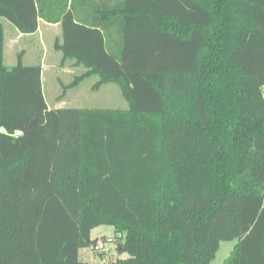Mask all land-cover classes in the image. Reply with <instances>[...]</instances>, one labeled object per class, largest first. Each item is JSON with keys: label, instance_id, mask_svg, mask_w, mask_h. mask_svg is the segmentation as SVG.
Wrapping results in <instances>:
<instances>
[{"label": "trees", "instance_id": "obj_1", "mask_svg": "<svg viewBox=\"0 0 264 264\" xmlns=\"http://www.w3.org/2000/svg\"><path fill=\"white\" fill-rule=\"evenodd\" d=\"M0 18L59 23L85 68L68 87L96 75L128 103L49 107L0 21V264H89L102 224L113 264H211L223 240L222 264H264V0H0Z\"/></svg>", "mask_w": 264, "mask_h": 264}, {"label": "rangeland", "instance_id": "obj_2", "mask_svg": "<svg viewBox=\"0 0 264 264\" xmlns=\"http://www.w3.org/2000/svg\"><path fill=\"white\" fill-rule=\"evenodd\" d=\"M4 26L3 62L5 65H15L20 58L24 64L35 63L34 57L42 49L47 54L45 58V71L43 77L44 96L51 107H100V108H121L126 109L128 103L122 96L120 89L114 83H107L94 89L93 84L98 80L96 75L84 78L78 85L68 87L76 76L85 72L82 65H73L72 59H66L63 64L62 53L54 47L56 39H61L60 29L51 30L41 25L43 43H39V34L24 37L17 42H9L8 26H14L5 18H0ZM42 24V23H41ZM13 26V27H12ZM39 62V60H38ZM66 86V87H65ZM76 87V88H75ZM264 89V88H263ZM91 238H97L101 249L92 247L79 249V259L89 264H113L117 257H126V253H118L116 250V239L112 242H104L102 236L115 238L114 228L111 225H99L91 230ZM102 240V241H101ZM235 240H223L211 264H222L224 258L229 254ZM103 252V255H100Z\"/></svg>", "mask_w": 264, "mask_h": 264}, {"label": "crops", "instance_id": "obj_3", "mask_svg": "<svg viewBox=\"0 0 264 264\" xmlns=\"http://www.w3.org/2000/svg\"><path fill=\"white\" fill-rule=\"evenodd\" d=\"M41 25H44L45 27H47L48 29H51V30L54 29V30L57 31L58 29H60V31H61V27H60L59 23H46V22L42 21L41 19H39V21H38V29L35 32H33V33L23 34V33L19 32L15 27L11 28L10 26H8V34L10 36V39H8V40H9V42H11V43L13 42L14 43V42H17V41H19L20 39H22L24 37H30V36H35L36 34H39V37H40L39 39H41V41H39V43L41 45V43H43V38H44L43 33H41ZM46 54H47V49H46V51L44 49H42L41 52H38V56L34 57L35 58L34 59L35 63H37L38 60L41 63V67H42V72H41L42 87H43L44 71H45V66H46L45 65ZM61 63H62V60H61ZM31 64H33V63H31ZM73 65H75V64H73V62H72V65H70V66L72 67ZM6 66L11 67L13 65H6ZM43 92H44V87H43ZM48 106L51 107L50 105H48ZM82 107H87V106H82ZM54 108H58V107L55 106ZM119 109H121V108H119Z\"/></svg>", "mask_w": 264, "mask_h": 264}, {"label": "built area", "instance_id": "obj_4", "mask_svg": "<svg viewBox=\"0 0 264 264\" xmlns=\"http://www.w3.org/2000/svg\"><path fill=\"white\" fill-rule=\"evenodd\" d=\"M115 239H116V238H114V237H113V238H111V237H104V239H103V243H104V242H112V241H115ZM101 247H102L101 244L98 243L94 248H95L96 250H99V249H101Z\"/></svg>", "mask_w": 264, "mask_h": 264}, {"label": "water", "instance_id": "obj_5", "mask_svg": "<svg viewBox=\"0 0 264 264\" xmlns=\"http://www.w3.org/2000/svg\"><path fill=\"white\" fill-rule=\"evenodd\" d=\"M117 252H118V253H123V248H122V247H119V248L117 249Z\"/></svg>", "mask_w": 264, "mask_h": 264}]
</instances>
